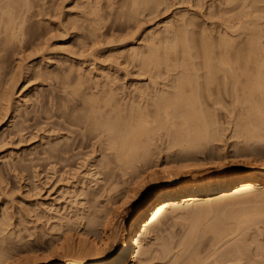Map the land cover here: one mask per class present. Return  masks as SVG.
Wrapping results in <instances>:
<instances>
[{"label": "bare ground", "instance_id": "obj_1", "mask_svg": "<svg viewBox=\"0 0 264 264\" xmlns=\"http://www.w3.org/2000/svg\"><path fill=\"white\" fill-rule=\"evenodd\" d=\"M147 2L152 4L149 0H134L130 6H135L138 10L139 6H142L146 10L147 5H150ZM155 2L154 5L158 6V1ZM260 2L262 3V0H211L208 7L210 17L205 15L210 19L208 23L205 20L194 22L193 17H190L193 20L186 18L188 14L184 15L186 14L184 13L180 18L178 17L177 27L171 26V22L167 21L169 24L164 25L161 30L158 29L156 34L153 33L154 37L150 39L153 45L150 46L151 48L148 47V52L141 51V46L129 45L128 58L133 61L141 58L143 62L145 58L146 62H144L150 66L152 64L154 69L160 62V65L163 64L167 68L178 69L173 81L171 79L172 82L164 83L166 86L163 84L165 87L158 92L156 90L157 93L155 92L153 97L150 96L151 92L149 95L145 94L146 96L140 92L141 96L137 95V99L130 97L127 101L124 99L127 95L123 99H118L117 91L109 88L110 86L108 89L104 87L105 90L101 89L103 93L105 91L102 98H99V92L78 90L79 94L75 90L80 98L69 102L68 115L66 114L63 121L60 120L63 125L59 120L54 122L56 140L54 145H49V149H43L42 152L47 153L46 159L56 158V163L68 161L72 157L70 153L74 154V150L84 148L91 143L92 152L98 151L103 157H108L105 162L104 158L103 160L101 158L98 162L100 165L104 162L103 164L110 170L121 169L122 175L129 171L130 178L124 180L125 184L121 182L124 185L122 192L120 191L121 197L114 196L106 210L95 208L88 200L87 203L89 202L92 207H87L90 208L88 212H80L77 209L76 212L70 213L71 215L68 214L69 212L63 215L60 213L56 218L60 226L58 225L57 230L52 226L55 228V230L53 228L55 233L51 231L52 234H48L46 243L44 244L37 236L39 241L34 239L36 243L45 245L40 247L44 249L36 250L37 252L28 247L29 241L23 240L29 250L25 249L24 243L16 242L20 237L15 232L13 237L11 235L14 229L12 227L10 229L12 224L10 215L0 214V264H126L133 247L142 244L144 232L152 223H157L166 210L176 212L187 210V214L192 217L193 223H190L187 232H184L186 237L180 242L181 248L176 252L175 260L173 259L180 261L181 257H189L185 262L189 264L190 261L199 258L196 256V250L201 249V247L198 249L199 243L208 244L219 234H223L224 230L227 232V229L232 233L233 230H240L241 233V229L246 228L245 223L253 222L252 224L256 225L253 220H261L264 216L262 212H255L256 215L254 212H247L248 215H254L250 218L245 212L247 217L244 213L243 216L240 213L238 216L237 213L236 216H233V213L232 216H228L229 213L225 211L228 205H232L236 200L244 197L248 200L249 195L262 194L264 190V7L261 8ZM162 3L166 4L163 1ZM25 4L24 0L23 2L0 0L1 38L9 35L11 39L18 35V30H22V24L30 9ZM158 7L155 9L158 10ZM93 9L95 7L92 6L91 10ZM134 9L133 11H136ZM141 10L138 12L140 13ZM140 19L138 18V21ZM192 21L193 30L189 29L193 25ZM173 42L179 43V52H176L177 44L174 45ZM161 43L162 46L164 43L169 47L172 46V57L167 55L165 44V47L163 46L165 52L160 53L165 56L162 54L163 59L159 58L158 46ZM77 84L82 88L79 83ZM79 87L76 89H80ZM5 107L7 110L8 106ZM2 118L4 117L0 120ZM61 127L66 130H64L66 135L57 134ZM222 130H228L229 137L234 139H231L233 148L231 147L232 152L229 155L218 150L216 144L217 141L224 140L222 138L226 133L223 135ZM156 136L162 137L165 142L163 147L167 150L165 154L167 160L154 157L152 146L154 147L153 140ZM60 140L63 142L61 143ZM87 159H84L85 162ZM241 165L246 167L245 171L239 169ZM187 175L190 177L187 178ZM1 191L4 193L3 188ZM139 198L142 200L134 205ZM240 201L237 203L240 204ZM243 201L245 202L244 199ZM231 210L229 211L232 212ZM206 213H213L212 220L204 219L208 215ZM204 220L205 226L203 223V227L200 228ZM229 222L233 224L229 225ZM10 237L11 241H9ZM233 238L232 242L228 241V245L224 243L223 246L226 248L215 251L217 261L224 263L225 258L236 255V251L243 249L240 247L244 245L239 247L238 243L243 244L245 240L233 241ZM255 241L259 251L264 250V244L262 243V248L258 239ZM20 246H25L24 251H20L22 249ZM239 255L237 253V257L241 258L243 251ZM183 258L181 261H185ZM211 261L214 262V259ZM250 261L254 263L255 259ZM214 263L217 264L216 260Z\"/></svg>", "mask_w": 264, "mask_h": 264}, {"label": "rangeland", "instance_id": "obj_2", "mask_svg": "<svg viewBox=\"0 0 264 264\" xmlns=\"http://www.w3.org/2000/svg\"><path fill=\"white\" fill-rule=\"evenodd\" d=\"M27 1L24 0V4ZM87 1L89 0H30L25 4L30 9L22 24V30H18L17 37L15 36L16 38L13 37L10 39L9 35L8 37L2 36L3 38L0 36V119L4 117L0 120L2 122H0V210H3H1L0 214L10 215V222L16 224H13L14 226L11 224L10 229L12 227L14 229V231L12 229L13 233L15 232L22 239L19 238L18 242V237H16L17 241H14L24 243L23 245H25V241H29L28 247H31L30 249L33 251L44 249V247L41 249L40 247L45 246L43 243H46L49 237L48 234L51 231L53 234L55 233L53 231L54 227L56 230L59 228L60 222L58 223L57 221L59 220L56 218L59 217L60 213V215H63V213L67 214L69 212L68 214L71 215L70 213L76 212L77 209L80 212H88L90 208L88 209L87 207H91L90 203H87L88 200L92 202L95 208H101V211L103 208L106 210L112 203L113 198L121 197L120 193L122 192L121 189L123 190L124 188V180L130 178L129 171L127 172L128 174L122 175V172L120 173L121 169L116 170L115 168L114 171L106 167L103 163L108 157H103L98 151L92 152L93 148L90 142L88 144L91 147L86 145L84 146L85 149L82 147L81 149L74 150V154L70 153L72 157L68 161L56 163V158L46 159L45 154L47 153H43V149H49L52 146L51 144L54 143V140H56V129L53 126L54 122L56 120L63 121L66 118V114L68 115L69 111V102L72 99L80 98V95H77V91L88 90L99 92V98H102L105 95V91L103 93L101 89L103 87L108 89L110 86L109 88L117 91L116 93L118 95L116 97L118 99H123L127 95L124 99L129 101L128 98L130 97L137 99V95L140 97L141 93H144L143 96H146L150 92V96L153 97L156 90L158 92L169 81H173L174 76L178 74V69L176 68V71V69L167 68L163 64L160 65L161 62L154 69L152 64L150 66V64L145 63L146 60L144 58L143 62L145 61L144 63L148 65L146 68L141 58L138 61H133L128 58V48L134 44L137 47L141 46V51L144 50L143 52H146L148 47L153 45V42L150 40L154 37L153 33L156 34L158 29L161 30L169 22H171V26L174 25L173 27H177V22L184 13H186L184 15L188 14L186 18L193 17L195 19L194 22L205 20L208 23L210 20L205 15L210 17L208 7H210L211 0H149V2H152V4L147 2V4H150V7L146 4L149 10L147 7L145 10V7L143 8L142 6H139V10L135 6L131 7V2L133 3L134 0H90V4ZM155 1H158L159 5H157L159 7L154 5ZM162 1L166 4L164 5ZM263 4L264 1L262 0V3H259L261 8L264 7ZM92 6L95 9L91 10ZM157 7L158 10L155 9ZM132 8H135L134 10L136 11H140L141 9L144 11L141 10L139 13L138 11H133ZM94 10L95 12L93 13ZM36 11L39 13L38 15ZM178 11L181 13H178ZM138 13L139 16L137 15ZM131 15H135L141 19L138 21V18L136 19L134 18L135 16L133 17ZM193 18L190 19L193 20ZM192 26H189V29H194V23ZM155 41L157 43V38ZM162 43L159 45V41V54L165 52L164 47L166 43L163 44L164 47ZM173 44H177L175 47L178 50L177 48L175 50L179 52V43L173 42ZM167 46L169 47V45L166 44L165 50H168L167 55L172 57L173 48L170 46L167 49ZM158 49H155V51ZM162 54L159 56L160 59H163L165 56L163 54L164 56L162 57ZM95 86L97 89H95ZM78 87L80 89H76ZM136 88L137 90H135ZM5 106H8L7 110ZM60 123L62 125L64 124L61 121ZM64 127H61L57 134L66 135L67 133ZM54 130L55 132H53ZM222 134H225L223 138ZM222 134L220 135V139L222 138L224 140H219L216 144L218 145V150L223 153L227 152L229 155L232 152L233 147L231 144L234 139L229 137L228 130H222ZM60 141L61 143L63 142L62 140ZM153 141L154 147L152 146V148L155 154L154 157L157 156L158 159L162 158L164 160L166 158L165 154H167V150L163 147L165 142L162 140V137L157 136ZM156 146L158 147L155 148ZM160 150L161 152H159ZM90 153L94 155H90ZM62 154L64 155V153ZM101 158L102 160L104 158V162L100 165L98 162ZM157 158H154V160ZM84 159H87L86 162ZM239 169L245 171L246 167L241 165ZM188 177L190 176L187 175ZM2 188L4 193L1 191ZM5 192L7 195H5ZM251 195L248 196V200L245 197L240 198V200L242 199L241 201L238 199L244 205L241 203L238 204V200L233 202L232 205H228V208L225 210L229 213L228 216H232V213L234 214L233 216H238L244 212L246 214L247 212H254L255 215L258 212H262L264 215V211H259L264 210V190L262 194ZM141 198L136 200L134 205H137L144 197ZM76 201H78L77 203L79 205L76 204ZM229 208H233V210ZM186 211L176 212L166 210L158 222L152 223L148 228L149 230L147 229L144 232L142 244L138 247H133L131 256L126 264H185L189 258L186 257V254L184 255L186 258L181 257L180 261H173V259L175 260L174 256L179 251V248H181L180 242L184 241L183 237H186V233L184 232H187V229L193 223L191 221L192 217ZM235 213L237 214L235 215ZM206 214L208 215L204 219L212 220L213 213ZM252 216L254 215H248L250 218ZM263 218L264 216L261 217V220H253L254 223L256 222V225L252 224V221H250V223L252 222L251 224L247 222L248 226L245 223L244 226L246 228L243 226L245 229H241V233L239 232L240 230H233L232 233L227 229V232L224 230L223 234H219L218 237L208 242V244L199 243L198 249L201 247L204 250H196V256L199 258L196 261H190L189 264H201V262H204L203 264H215V260L217 264H224L225 262V264H246L248 260V264H264V250H261L263 253L259 251V246L258 244V247L256 246L257 241H255L258 239L261 247L262 243L264 244ZM205 220L200 224V228L203 227V223L205 226V222L207 221ZM231 224L233 223L231 222L229 225ZM237 232L240 234L238 235ZM13 233H11L12 237L15 235ZM256 234L257 236H254ZM36 236L42 239L43 243H36L37 241L34 240H38ZM232 238L233 241L236 239V241L240 240V242H242V239L243 241L245 240L243 244L238 243L239 247L240 245H244L240 247H243V249L236 251L238 255L243 251V255L241 258L237 257V253L233 251L236 255L227 256L228 258L223 260L224 263L217 261L214 255L215 251H221L226 248V246H223L224 243L228 245V241L231 240L232 242ZM248 238L251 239L249 240ZM9 239L11 241L12 238L10 237ZM179 239L181 240L178 241ZM146 245L149 247L147 248ZM24 247L22 246L20 251H24ZM28 247L26 246L25 249L27 248L29 250ZM172 247L175 248L173 249ZM182 258L185 261H181ZM238 258L240 259L238 260ZM213 259L214 262L211 261ZM252 259H255L254 263L250 261Z\"/></svg>", "mask_w": 264, "mask_h": 264}]
</instances>
